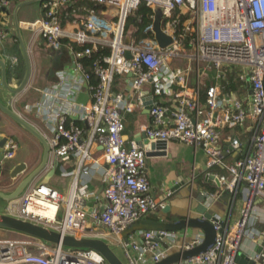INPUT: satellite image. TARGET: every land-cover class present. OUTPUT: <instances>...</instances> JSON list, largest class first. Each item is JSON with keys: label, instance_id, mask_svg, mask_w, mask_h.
Segmentation results:
<instances>
[{"label": "built area", "instance_id": "obj_1", "mask_svg": "<svg viewBox=\"0 0 264 264\" xmlns=\"http://www.w3.org/2000/svg\"><path fill=\"white\" fill-rule=\"evenodd\" d=\"M70 1L44 0L41 15L23 22L45 47L65 49L74 60L100 48L108 50L91 61L94 85L88 84L90 73L74 61L72 71L57 72L52 87L40 91L43 100L27 109L48 126V157L70 177L68 188L63 195L49 184H30L6 201L3 213L61 235H111L114 241L109 245L124 264H157L199 245L202 232L189 228L136 230L125 239L120 236L131 222L165 207L150 192L145 146L122 136L125 114L143 109L149 99V123L141 127L148 142L189 146L194 154H203L205 167L224 166L223 158L230 159L225 166L229 177L217 178L231 193L229 207L224 216L213 214L212 244L168 264H264V244L259 241L264 237V0H91L99 8H88L66 29L59 17ZM9 2L0 0V42L8 35L1 11ZM140 5L149 10L150 21L138 31L126 23ZM155 10L160 13L159 30L170 39L164 47L153 36ZM71 44L91 47L74 50ZM188 63L195 65L192 86L186 82ZM207 71L215 79L232 76L239 83L237 93L214 83L202 91L198 75ZM118 80L123 84L115 89ZM80 87L89 92L86 102L76 100ZM245 123L248 128L240 130L250 133L247 138L232 132L226 146L217 147L226 130H238ZM2 139L0 173L18 148L14 137L0 135ZM97 147L101 151L95 157ZM71 159L73 169L64 170L62 164ZM95 172L102 184L100 194L88 188V176ZM200 194L204 200L215 196ZM237 200V217L230 223ZM99 228L104 233H97ZM0 264L105 263L92 250L20 236L0 239Z\"/></svg>", "mask_w": 264, "mask_h": 264}, {"label": "crops", "instance_id": "obj_2", "mask_svg": "<svg viewBox=\"0 0 264 264\" xmlns=\"http://www.w3.org/2000/svg\"><path fill=\"white\" fill-rule=\"evenodd\" d=\"M21 1L24 0H10L8 6L1 11V19L5 28L4 30L8 35L0 42V54L3 56L6 63V82L11 88L18 85L24 72V65L18 43L11 30L13 28V8ZM76 3L84 5V0H71L70 3L60 11L59 22L61 26L66 27V29L70 27L72 28V23L78 21L82 15H84L83 6L76 7ZM73 5L75 7H72ZM40 6L39 2L31 3L27 6L20 7L16 13L19 21L20 35L26 47L29 63L27 82L25 86L16 93H8L1 86L0 91L10 94L8 98V108L48 141V137L50 136V131L47 129L48 126L39 116H35L33 112H29L27 109L33 103L43 100L40 91L52 87L57 81V72L70 73L74 61L79 62L82 66L83 63L79 58L74 60L65 49L57 51L48 49L35 31L23 25V22L32 21L41 15ZM98 8L99 7H97V9ZM11 66L13 67L11 68ZM186 66L188 67L186 82L187 85L192 86L195 80V65L193 63H188ZM190 73H192V75ZM229 75L230 74L226 76ZM222 80L225 79H215L212 72L207 71L198 75V86L200 89H203L206 85L214 83L218 84L220 87H225L228 81H224L225 84H223L221 83ZM88 84L91 85L90 78L88 79ZM122 84L123 83L118 80L114 84V88L116 89L119 86L120 89ZM75 95L76 100L79 102H86L89 99V92L84 87H80ZM144 109L145 108L139 111H132L124 116V131L122 132V136L125 139H132L137 145H139L138 135L141 132V127L149 123L148 113H144ZM248 125V123H245L242 128H237L239 130H226L224 135L220 138L218 148H224L226 146L227 137L230 134H233L232 132L240 135L242 140H244L245 136L247 138V135L250 133L240 129L248 128ZM0 135L14 137L17 144L19 140L22 142V147H20L19 144L15 156L11 161H7V163L4 161L1 168L0 191L8 193L27 172L32 170L38 164L41 154V146L33 137L15 125L2 112H0ZM27 148H29V151L26 150ZM100 149V147L95 148V157L100 156ZM147 149L148 146H145L146 151ZM164 151L166 154L163 156L145 158V173L149 182L150 192L156 200L165 202V207L157 215L158 218L156 217V220L173 222L180 219L197 218L205 212H210L212 215L214 214L220 217L224 216L229 207L231 193L225 189L223 183H218L217 181V186L213 180L207 179V176L212 175L216 179L222 176L224 179H227L229 175L225 166H227L230 159L224 157V166L218 165L216 166L217 168L212 169L211 167H205L204 156L201 152L198 151L194 154L192 149L184 144L167 141ZM18 164H22L23 169L12 176L11 174L14 172V169ZM53 164L55 165L56 163L52 157H49L44 169L35 176L31 185H35L37 182L42 181L43 176ZM74 165V161L71 159L62 164V167L64 170L69 171L73 169L72 167H74ZM104 167L106 166L103 164V168ZM193 167L194 174L192 175ZM202 172L204 173L201 174ZM4 173L8 174L7 177H9V180H7V182H4ZM198 176L203 177L202 183H212L216 188V192H209L215 194L214 198L204 200L201 196L200 192L208 191L202 186ZM69 180L70 177L65 175L59 169V165L57 166L56 164L55 172L47 180V184L51 185L64 195L67 191ZM88 188L95 191L96 194H100L102 184L99 179V173H91V175L88 176ZM5 204L0 206V213L4 212ZM235 204L236 206L231 212V218L234 216L236 219L237 210L239 208L238 200ZM89 207L95 209L96 207L99 208V205L94 206L91 204ZM234 210L235 213H233ZM150 215L152 216L151 213L148 216ZM100 229L102 228H99V230ZM189 229L191 232L197 230L195 228ZM4 232L17 234V237L24 236L13 231L0 229V239L8 236L4 234ZM102 233H104V231ZM102 235L100 237H102Z\"/></svg>", "mask_w": 264, "mask_h": 264}, {"label": "water", "instance_id": "obj_3", "mask_svg": "<svg viewBox=\"0 0 264 264\" xmlns=\"http://www.w3.org/2000/svg\"><path fill=\"white\" fill-rule=\"evenodd\" d=\"M44 0H24L15 5L12 11V25L11 29L15 35V38L18 43V47L20 50L21 58L24 65V72L22 78L20 79L18 85L14 88H11L7 85L6 82V63L4 61L3 56L0 54V86L5 89L8 93H16L20 91L26 84L29 73V63L26 52L25 44L21 38L19 31V21L17 19V10L20 7L27 6L31 3L39 2L41 3ZM159 18L160 13L158 10H155L152 21V30L153 36L156 43L160 47H164L165 45L170 43L169 37L165 36L159 30ZM128 39H125L127 42ZM150 107V100L145 101V109L144 113H147ZM0 112L4 113L15 125L26 131L31 137H33L41 146V154L39 158L38 164L29 172H27L23 178L15 185V187L9 191L8 193L0 191V200L9 201L17 198L23 191L32 183L35 176L38 175L45 167L48 162V153H49V145L47 141L30 125L24 122L21 118H19L13 111H11L7 106H4L0 103ZM139 145L138 146H148L147 151L144 153L145 158L153 157V156H163L165 155V146L166 143L164 141H154L148 142L144 137L142 132L138 135ZM3 139L0 141V143ZM218 147V145H217ZM55 166H53L46 172L43 176L42 181L36 183V186L47 184V180L54 174ZM23 169L22 164H18L14 169V172L11 174L14 176L17 172ZM207 179L213 180L218 186L217 179L212 175L207 176ZM210 221H215V218L210 212H205L200 217L197 218H187L180 219L173 222H165L159 220H153L148 217L137 219L131 222L129 225L125 227V229L121 232V238L125 239L129 234L136 230H149V231H177L183 228H195L200 230L203 234L202 242L193 247L192 249L176 252L172 255L167 256L163 260H161L157 264H168L170 262H175L177 260H184L191 256H195L201 252H204L206 249L210 247L214 240L215 231L210 224ZM0 229H5L9 231H13L19 233L24 236L33 237L39 239L43 242H46L51 245H60L63 248H71V249H88L96 252L104 261L105 264H124L117 254L110 247L108 242H105L103 239L98 237H87V236H75V235H61L60 233L50 230L44 226L37 225L31 223L29 221H25L16 217L9 216L4 213H0ZM260 244H264V237L260 238ZM250 264V263H248Z\"/></svg>", "mask_w": 264, "mask_h": 264}, {"label": "trees", "instance_id": "obj_4", "mask_svg": "<svg viewBox=\"0 0 264 264\" xmlns=\"http://www.w3.org/2000/svg\"><path fill=\"white\" fill-rule=\"evenodd\" d=\"M77 6H83L84 13L87 11L88 8H91V9H94V10L97 9V7L94 6V3L92 1H90V0H84V5H81L80 3H76V7ZM72 7H75V6L73 5ZM148 11L149 10H147L145 7L140 5L139 8L137 9V11H135V14L133 16L128 17V20H127L126 24L128 26H130L131 24H134L137 27L138 31H140L142 29V27L145 26L146 24H148V22L150 21V18L147 16V14H148L147 12ZM136 14H138L139 17L136 20L133 21V18H134V16ZM148 15H150V14H148ZM71 46H72V48L74 50L82 49L84 47H91L90 44H85V45H83V47H77V46H75L73 44H71ZM107 53H108L107 48H100V49H98L95 52H91V54L89 56H84V57L79 58V60L83 63L84 69L87 72L90 73V84L91 85H94V83L96 81L94 75L91 74V61L95 60L99 54H107ZM12 67L13 66H11V68ZM224 81L225 82L228 81V83L225 85L226 88L224 87L225 91H234V92L237 93L236 89L239 86L238 81L233 80L232 76L226 77V79L222 80L221 83L225 84ZM202 91H203V89H202ZM202 91H201V97H202ZM248 136H249V134L247 135V137ZM245 138H246V136L244 137V139ZM211 168L215 169L217 167L216 166H212ZM203 173L204 172H202L201 174H203ZM198 178H199L202 186H204L207 189L208 192H214V191L216 192V188L212 185V183H202L203 177L202 176H200V177L198 176ZM147 217L150 218V219H153V220L157 219L156 217L151 216V215L147 216Z\"/></svg>", "mask_w": 264, "mask_h": 264}, {"label": "rangeland", "instance_id": "obj_5", "mask_svg": "<svg viewBox=\"0 0 264 264\" xmlns=\"http://www.w3.org/2000/svg\"><path fill=\"white\" fill-rule=\"evenodd\" d=\"M129 27V26H128ZM191 75H192V73H190ZM9 95L10 94H8V93H6V92H4V91H0V103H2L3 105H5V106H7V107H9V103H8V98H9ZM21 135V134H20ZM22 136V135H21ZM19 144H20V147H22V142H21V140H19L18 141V146H19ZM27 151H29V148H27L26 149ZM196 156V155H195ZM7 161L9 162V161H11V159H8V160H5V162L7 163ZM8 176V174H6V173H4L3 174V177H4V182H7V180H9L8 178L9 177H7ZM5 202L6 201H2V200H0V206H3L4 204H5ZM4 203V204H3ZM160 212L159 211H152L151 212V214H152V216H154V217H157V215L159 214ZM233 213H235V210L233 211ZM158 218V217H157ZM234 219H235V217L233 216L231 219H230V223H232L233 221H234ZM104 230L103 229H97V231L96 232H103ZM4 234H6V235H8V236H6V238L4 237L3 239H10V238H15V237H17V234H14V233H11V232H4ZM102 238H104L103 240L105 241V242H110V243H112L114 240H113V237H111V235H107V236H102ZM101 238V239H102ZM2 239V240H3ZM114 252L118 255V252L116 251V249L114 250Z\"/></svg>", "mask_w": 264, "mask_h": 264}]
</instances>
